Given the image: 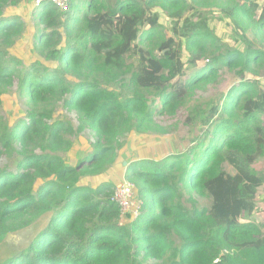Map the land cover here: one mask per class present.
Listing matches in <instances>:
<instances>
[{
    "label": "trees",
    "instance_id": "16d2710c",
    "mask_svg": "<svg viewBox=\"0 0 264 264\" xmlns=\"http://www.w3.org/2000/svg\"><path fill=\"white\" fill-rule=\"evenodd\" d=\"M29 1L0 0V242L42 216L50 220L3 264H264L257 203L264 174L254 167L264 156V6L70 0L63 13L43 3L33 13L42 61L26 66L11 53L26 24L4 15ZM214 6L234 22L243 51L208 29L203 15ZM157 9L171 17L172 36ZM225 74L232 75L227 92L189 107ZM9 90L25 107L12 124L3 111ZM58 108L75 121L56 119ZM182 118L198 130L184 151L127 167L139 191L136 218L112 202V183H81L112 167L131 134L167 135V122ZM83 133L93 149L72 165L66 155Z\"/></svg>",
    "mask_w": 264,
    "mask_h": 264
},
{
    "label": "rangeland",
    "instance_id": "374dc122",
    "mask_svg": "<svg viewBox=\"0 0 264 264\" xmlns=\"http://www.w3.org/2000/svg\"><path fill=\"white\" fill-rule=\"evenodd\" d=\"M255 3L259 5V7L264 6V0H255ZM38 7L40 6L36 5V0H30L28 3L23 2L19 6L9 7L4 15L5 17L18 16L22 18L26 24V30L22 39H20L11 50L13 56L20 59L26 66L38 60L42 61L34 45L36 27L33 13ZM87 8L88 7L85 5L77 7V14H81L83 17ZM222 9V7L214 6L204 12L203 18L207 19L208 29L223 43H226L228 46L238 51H243L245 43L241 36L239 37L237 34L239 30L235 28L232 20L224 17L221 12ZM258 12L259 8L256 13L258 14ZM157 13L160 16L159 23L164 26L166 34L172 36L171 17L160 9H157ZM249 37L252 39L251 35H249ZM204 65L205 61L200 63L199 68ZM192 72V69L187 70V75ZM231 79L232 75L225 74L219 81L217 88H215V86H208L207 89L201 90L189 107L195 104L205 105L212 97H219L221 93L227 92ZM2 99L3 111L6 114V119L12 124L22 116V112L25 110L23 105L24 102H22L19 95L14 90H9ZM54 116L56 119L63 121H75L76 119L72 113H68L62 108L56 111ZM185 122L186 120L184 118L179 122L169 120L167 124L173 129L172 133L167 135L131 134L126 138L123 147L119 151V158L112 167L99 176L82 179L81 183L83 185L97 187L104 182H110L115 185L116 189L123 186L125 183L134 185L126 179V170L131 163L140 160L159 161L171 154L184 151L186 144L189 143L190 140L195 139L198 130L189 128L185 125ZM74 141L75 144L72 151L66 155L67 161L72 165L76 162L78 155L87 154L93 149L95 140L92 139L91 135L83 133L74 138ZM16 160L17 158L14 157L13 161L15 163L17 162ZM12 167H14V164ZM254 167L258 172L264 174V156L254 164ZM135 189V206L137 208L139 205V191L136 187ZM261 199H264V186L259 190L257 202L260 208L258 217L264 220V203L263 201L261 202ZM198 203L200 206H211V200L209 198H199ZM49 220L50 214H47L22 230L11 233L3 238L0 242V264H3L9 258L26 250L37 238L39 233L47 227Z\"/></svg>",
    "mask_w": 264,
    "mask_h": 264
},
{
    "label": "built area",
    "instance_id": "2783aa9c",
    "mask_svg": "<svg viewBox=\"0 0 264 264\" xmlns=\"http://www.w3.org/2000/svg\"><path fill=\"white\" fill-rule=\"evenodd\" d=\"M43 3H50L61 12H68L70 9V0H36L37 6H40ZM134 192H136L135 186L125 183L123 186L118 187L114 191L111 200L120 206L123 214L136 218L140 207V201L138 207L136 208V194Z\"/></svg>",
    "mask_w": 264,
    "mask_h": 264
},
{
    "label": "clouds",
    "instance_id": "9594fccd",
    "mask_svg": "<svg viewBox=\"0 0 264 264\" xmlns=\"http://www.w3.org/2000/svg\"><path fill=\"white\" fill-rule=\"evenodd\" d=\"M48 4H50V3H48ZM41 5H42V4H41ZM41 5H40V6H41ZM51 5H52V4H51ZM69 11H70V9H69ZM63 13H65V12H63Z\"/></svg>",
    "mask_w": 264,
    "mask_h": 264
}]
</instances>
